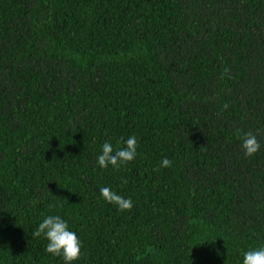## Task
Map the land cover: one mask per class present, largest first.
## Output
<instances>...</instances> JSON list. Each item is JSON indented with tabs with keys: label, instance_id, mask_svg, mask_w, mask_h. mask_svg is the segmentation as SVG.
Segmentation results:
<instances>
[{
	"label": "trees",
	"instance_id": "obj_1",
	"mask_svg": "<svg viewBox=\"0 0 264 264\" xmlns=\"http://www.w3.org/2000/svg\"><path fill=\"white\" fill-rule=\"evenodd\" d=\"M133 135L134 160L98 165ZM48 215L79 236L72 264L264 247V0H0V264H64L33 236Z\"/></svg>",
	"mask_w": 264,
	"mask_h": 264
},
{
	"label": "clouds",
	"instance_id": "obj_2",
	"mask_svg": "<svg viewBox=\"0 0 264 264\" xmlns=\"http://www.w3.org/2000/svg\"><path fill=\"white\" fill-rule=\"evenodd\" d=\"M228 71V69H224L221 78ZM223 107L226 109L228 105L225 104ZM237 135L239 138V130ZM121 141L124 147L115 150L110 142L106 141L103 143L102 152L97 156V163L101 168L107 169L111 165L119 170L122 165H126L135 159L138 148L136 137L133 135L126 140L121 138ZM260 147V142L255 134L248 132L243 135L242 148L246 157L255 155L260 150ZM171 166L172 161L164 157L160 167L168 168ZM154 171H159V168L154 169ZM124 183H127V180H124ZM100 193L108 203L116 205L118 211H130L134 206L131 199L112 191L109 187H102ZM33 236H43L48 241L46 251L54 257H62L64 264H72L73 261L78 260L80 257L81 241L79 236L75 231L69 229L67 221L59 215L46 216L34 230ZM243 264H264V247L244 252Z\"/></svg>",
	"mask_w": 264,
	"mask_h": 264
}]
</instances>
